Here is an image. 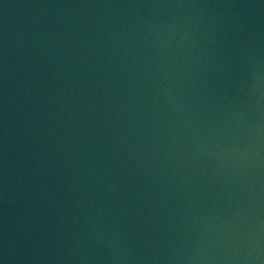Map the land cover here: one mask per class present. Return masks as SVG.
Returning <instances> with one entry per match:
<instances>
[{
  "label": "water",
  "instance_id": "1",
  "mask_svg": "<svg viewBox=\"0 0 264 264\" xmlns=\"http://www.w3.org/2000/svg\"><path fill=\"white\" fill-rule=\"evenodd\" d=\"M0 264H264V0H0Z\"/></svg>",
  "mask_w": 264,
  "mask_h": 264
}]
</instances>
